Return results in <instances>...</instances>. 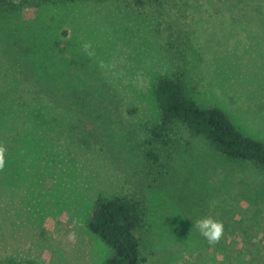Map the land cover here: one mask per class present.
Returning a JSON list of instances; mask_svg holds the SVG:
<instances>
[{"label": "rangeland", "instance_id": "374dc122", "mask_svg": "<svg viewBox=\"0 0 264 264\" xmlns=\"http://www.w3.org/2000/svg\"><path fill=\"white\" fill-rule=\"evenodd\" d=\"M14 1L0 13V262L102 264L86 221L104 194L139 201L140 264H264V171L176 124L151 179L142 146L165 75L264 142V0ZM32 63L53 74L45 93ZM209 217L225 226L215 246L195 226Z\"/></svg>", "mask_w": 264, "mask_h": 264}, {"label": "trees", "instance_id": "16d2710c", "mask_svg": "<svg viewBox=\"0 0 264 264\" xmlns=\"http://www.w3.org/2000/svg\"><path fill=\"white\" fill-rule=\"evenodd\" d=\"M33 1L38 4H27L37 7L40 3L72 0ZM137 2L139 3V0ZM18 7L14 0H0V13L14 12ZM5 20L6 15L0 18V27L3 30H7ZM8 37L13 35L9 32ZM32 68L29 73L34 74L40 81L41 90L45 93L47 89H51L53 74L36 63H32ZM153 94L158 120L143 124L145 139L142 145L146 162L144 167L151 179L164 172L165 162L170 157L172 134L176 124L184 126L191 136L205 139L221 157L231 161L248 162L264 171V142L243 134L228 114L219 107L198 105L187 94L181 77H159L155 82ZM145 227L144 211L139 201L122 195H99L86 221L88 231L109 250L102 264H140L141 241ZM0 264H26V261L20 263L5 258Z\"/></svg>", "mask_w": 264, "mask_h": 264}, {"label": "clouds", "instance_id": "9594fccd", "mask_svg": "<svg viewBox=\"0 0 264 264\" xmlns=\"http://www.w3.org/2000/svg\"><path fill=\"white\" fill-rule=\"evenodd\" d=\"M82 49L86 55L89 57L94 56L95 53L92 50V44L90 42H85L82 45ZM100 67L104 68L106 65L101 62ZM6 147L0 144V171H3L6 166ZM195 226L199 229L200 235L204 237L210 245L215 246L224 236L225 226L222 222L214 220L212 218L198 219ZM76 234L72 232L70 234V239H75Z\"/></svg>", "mask_w": 264, "mask_h": 264}]
</instances>
